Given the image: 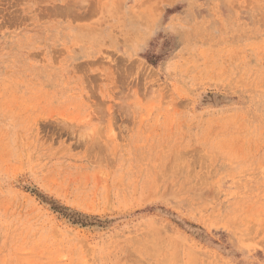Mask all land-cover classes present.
I'll return each instance as SVG.
<instances>
[{
  "label": "rangeland",
  "instance_id": "374dc122",
  "mask_svg": "<svg viewBox=\"0 0 264 264\" xmlns=\"http://www.w3.org/2000/svg\"><path fill=\"white\" fill-rule=\"evenodd\" d=\"M0 264H264V0H0Z\"/></svg>",
  "mask_w": 264,
  "mask_h": 264
}]
</instances>
